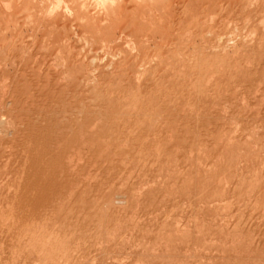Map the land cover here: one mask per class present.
Wrapping results in <instances>:
<instances>
[{
    "label": "bare ground",
    "instance_id": "1",
    "mask_svg": "<svg viewBox=\"0 0 264 264\" xmlns=\"http://www.w3.org/2000/svg\"><path fill=\"white\" fill-rule=\"evenodd\" d=\"M260 145L264 0H0V264H83L125 225L152 260L159 212L226 243L257 168L242 238L260 253Z\"/></svg>",
    "mask_w": 264,
    "mask_h": 264
},
{
    "label": "rangeland",
    "instance_id": "2",
    "mask_svg": "<svg viewBox=\"0 0 264 264\" xmlns=\"http://www.w3.org/2000/svg\"><path fill=\"white\" fill-rule=\"evenodd\" d=\"M257 146L256 148H258ZM260 147H264V145H260L258 149H260ZM261 151L262 153H264V148ZM218 158L221 159V156H219ZM223 161H225V159H223ZM221 169L224 172H226L230 170V167L229 165H222ZM254 170L256 172L255 171L253 172V176H251L252 175L251 173L245 174L244 176L246 177L242 178V180L246 178L249 180L250 177L252 179V177L256 176L254 175L255 173L262 171V170H259L258 168ZM220 173H221V170H219L215 174H220ZM248 180L247 182H244V183L241 182L238 185L239 187H242L243 189L244 188L245 189H244V192H242L240 196L235 199V201L237 202L238 200H240V202L237 204V207L235 208V214L238 216L237 219L235 220V223L232 222L227 232H225L223 228L215 229L216 233L221 234L217 237L223 238L224 236L226 243L220 242L219 239L207 240L206 242H195L196 240L193 235L200 236L201 239H204L207 236L205 235L206 229H203L202 227L196 229L195 226H187V227L183 226V223L181 222L176 223L173 219L172 220L169 219L171 216L165 215L159 212L153 215L156 217H159L162 215L168 218L167 220H165L164 224L160 225L157 229L158 230L157 237L159 238H157L156 243L150 244L148 246V248H152L153 246L157 247V249H158V246L160 248L159 250L160 254L156 255L155 258H153L152 260L148 259V257L154 251H151V249L150 251L145 250L146 249L145 244H144L146 242L145 240L138 239L139 242L132 243L131 242L132 239L130 238L131 236H129L130 234L125 235V229H124L126 228V225H125L120 228H117L116 231L112 233V235H110L109 238L103 240L98 245L89 247L88 248L89 252L86 253V256L83 257L81 261L84 262V263L82 262L83 264H264V246H262L261 248L256 247V249H254V251L260 250V253H254V255L245 253L246 250L248 252V249H249L248 247H251L252 243L249 242L248 244L250 246L249 245L247 246V242L244 243V241L252 240L251 237H252V234L254 233L253 230H255L254 228L255 223L252 224L251 222L250 224L246 226L247 229H245L244 222H243V219L246 216L245 212H248L250 210V209L249 210L247 209L248 206L246 204L250 202L251 200L254 201L253 193L250 189L251 182L250 180L249 181ZM133 194H131L130 197L123 198L121 202L123 203L127 202L129 203V205L136 204L139 210L147 209L146 208L147 202H143L142 199L139 198V194L137 193H135L134 195ZM121 197L123 196L118 195V199H120ZM261 199H262L261 201H264V196H262ZM223 200L224 199H222V201L221 200L219 201L221 203L216 202V204H220L221 206L223 205L222 209L212 211V213L215 216L212 215V218L210 219L208 218L207 219L208 222L215 223L217 222L216 219L218 218H220L221 220L229 219V216H230L229 209H227L226 207L230 205L229 204L230 198L229 200H226L224 202ZM257 200L255 202L251 201L250 206L251 205L253 206V204L256 203L255 206L257 207ZM118 212H119L118 217L114 218L113 221H108L106 219L109 223L108 226L114 225L119 220L124 221L125 219L131 217L130 215H132L131 210L130 211L119 210ZM261 213L263 214L264 211H261ZM179 214L183 215V212H180ZM261 216L260 218L263 220L264 216L263 215ZM138 217H140V215H138ZM179 219L180 218H178V220ZM261 219H260V222L262 221ZM258 221L259 220H257L256 222ZM186 224L189 225V222H187ZM187 230H189L192 234L186 232ZM245 230H248V233L245 235L247 239L244 240V238L242 237H243V233ZM196 232L198 235L194 234ZM89 236L90 235L88 233L86 234L84 233V237L88 238ZM113 243H115V245H113ZM108 246L109 247L111 246L113 248L112 249L113 252L109 251ZM134 246L138 248V250L136 249L138 253L128 254L131 252L132 249H135ZM243 247L244 249H242ZM236 248L238 249V251L235 250ZM8 253L9 255H11L10 251ZM64 261L66 260H63L62 262L64 263Z\"/></svg>",
    "mask_w": 264,
    "mask_h": 264
}]
</instances>
